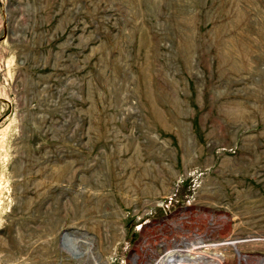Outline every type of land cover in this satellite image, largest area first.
<instances>
[{"label": "rangeland", "instance_id": "374dc122", "mask_svg": "<svg viewBox=\"0 0 264 264\" xmlns=\"http://www.w3.org/2000/svg\"><path fill=\"white\" fill-rule=\"evenodd\" d=\"M167 239L264 264V0H0V264Z\"/></svg>", "mask_w": 264, "mask_h": 264}, {"label": "bare ground", "instance_id": "6f19581e", "mask_svg": "<svg viewBox=\"0 0 264 264\" xmlns=\"http://www.w3.org/2000/svg\"><path fill=\"white\" fill-rule=\"evenodd\" d=\"M204 226H205V228L207 230L206 231H203L204 230V227H203V230L202 231L205 232V234H209L210 233V230H215L214 228H216V227L218 228L219 225L218 226L217 225L215 226V225H213V223H211L210 225H208V224L205 223ZM113 230H115V229H113ZM195 231H197V230H195ZM163 235H165V234H163ZM65 239L69 243L70 248L76 252L75 254H76V256H77L78 259L82 260V259L92 258L95 261L99 262V257L97 256L96 250H95V241L94 240L90 239L86 235L85 236H82V237H77V236H74V234H72V233H67L66 236H65ZM170 241L168 240V241H165L164 242L165 243V248H164L165 251L161 255V257H159L158 259H156V261H155L154 264H227L226 263L227 261L225 259V255H224L223 252L216 251V252H213V253L211 252L210 255H208V254H203L201 251H199V252L196 251L195 248H199L200 246H202L201 243L204 242V239H200V240L197 239L196 241L195 240L194 241H186V242L184 241V246H182V247H180V243L179 242L178 243L175 242L174 246L172 247V244H170ZM157 242H159V241L157 240L156 243ZM236 242L237 241L233 240V241H231L229 243H232L233 245L236 246V244H237ZM217 244H221V243H217ZM205 245H206V243H205ZM83 246H84V249L85 250H81L83 248ZM144 249H145V247H144ZM159 254H158V256H159ZM239 255H240V259L241 260L245 259V256L243 254H241V252H239ZM209 256L212 259H210V260L206 259ZM152 262H154V261H152Z\"/></svg>", "mask_w": 264, "mask_h": 264}]
</instances>
